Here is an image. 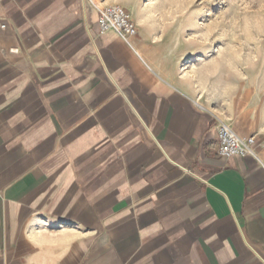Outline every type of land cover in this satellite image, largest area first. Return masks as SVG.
<instances>
[{
	"label": "crops",
	"instance_id": "obj_1",
	"mask_svg": "<svg viewBox=\"0 0 264 264\" xmlns=\"http://www.w3.org/2000/svg\"><path fill=\"white\" fill-rule=\"evenodd\" d=\"M113 3L136 36L97 33ZM144 4L0 0V264H264V82ZM220 121L255 156L219 155Z\"/></svg>",
	"mask_w": 264,
	"mask_h": 264
},
{
	"label": "rangeland",
	"instance_id": "obj_2",
	"mask_svg": "<svg viewBox=\"0 0 264 264\" xmlns=\"http://www.w3.org/2000/svg\"><path fill=\"white\" fill-rule=\"evenodd\" d=\"M141 12L155 33L194 46L215 77L264 82V0H145Z\"/></svg>",
	"mask_w": 264,
	"mask_h": 264
},
{
	"label": "built area",
	"instance_id": "obj_3",
	"mask_svg": "<svg viewBox=\"0 0 264 264\" xmlns=\"http://www.w3.org/2000/svg\"><path fill=\"white\" fill-rule=\"evenodd\" d=\"M96 31L99 34L107 31H116L124 38L137 35V26L131 14L121 5L113 3L99 9L96 22ZM218 137L217 153L223 157L255 156L254 148L256 139L254 136L240 137L226 123L220 121L216 127ZM264 167V164L261 165Z\"/></svg>",
	"mask_w": 264,
	"mask_h": 264
}]
</instances>
